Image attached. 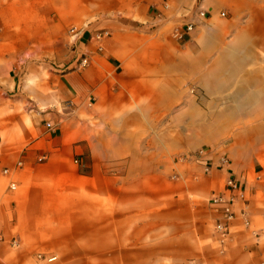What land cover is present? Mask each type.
Listing matches in <instances>:
<instances>
[{
  "label": "crops",
  "instance_id": "0c3cea01",
  "mask_svg": "<svg viewBox=\"0 0 264 264\" xmlns=\"http://www.w3.org/2000/svg\"><path fill=\"white\" fill-rule=\"evenodd\" d=\"M57 2L90 19L68 60L54 39L41 50ZM202 3L207 23L177 40L165 13L137 26L128 0H0V233L19 242L0 243V264H264V0ZM186 82L204 122L183 107ZM217 99L238 135L200 146ZM228 179L251 228L222 237L209 200Z\"/></svg>",
  "mask_w": 264,
  "mask_h": 264
},
{
  "label": "rangeland",
  "instance_id": "374dc122",
  "mask_svg": "<svg viewBox=\"0 0 264 264\" xmlns=\"http://www.w3.org/2000/svg\"><path fill=\"white\" fill-rule=\"evenodd\" d=\"M67 1V0H66ZM123 1V0H121ZM125 1V0H124ZM129 6L132 11L133 18L137 21V26H144L143 17L149 12L153 18L156 19V26H159V19L162 14H167L169 17L168 24L165 25L167 29L171 30L174 26H177L179 23H184L187 20H193L195 25L199 26L204 23H207L206 18H199L196 16V11L199 7L205 10L203 6V0H185L184 4L177 6V4L173 0H128ZM106 3V2H105ZM79 2H72L71 4L59 3L55 4V7L49 9L48 12V23L52 27L53 34H48L47 28L44 30V34L40 35L41 42L45 44H41L43 49H47L48 45L46 43L53 41L54 39V47L56 49V54H60L64 52L65 48H67V60L70 58L72 47L74 43V37L72 33L77 32L80 28H83L88 22L89 16L88 14H79L76 8L79 6ZM83 5H86L83 3ZM165 5H169L168 8H165ZM117 9V11H108L107 15H111L114 17L122 16L123 11ZM206 11V10H205ZM223 11V10H222ZM230 12L225 11V17L228 16ZM131 16V15H130ZM140 23H139V22ZM67 36V40H66ZM185 37V36H184ZM184 39V38H183ZM36 47V46H34ZM197 87L192 82H186L183 85V100L182 104L184 108H188L189 113H195V120H200V122H204L207 119L206 113H208V105L206 103H202V101L198 100L197 96ZM222 96V95H221ZM199 106V109H198ZM223 107L224 101L223 99H217L215 105V121L218 124L215 129V136L210 138H201L199 139V145L204 147H214L220 145H226L235 140L238 132L227 131L224 129L223 125ZM199 114V115H198ZM192 118V117H191ZM213 129V128H212ZM211 130V129H210ZM210 225V223H209ZM187 264H190L187 262Z\"/></svg>",
  "mask_w": 264,
  "mask_h": 264
},
{
  "label": "built area",
  "instance_id": "2783aa9c",
  "mask_svg": "<svg viewBox=\"0 0 264 264\" xmlns=\"http://www.w3.org/2000/svg\"><path fill=\"white\" fill-rule=\"evenodd\" d=\"M169 5H165V8H168ZM225 13H221V16H224ZM196 16L199 18H206L207 12L201 7H199L196 11ZM195 27V22L193 20H187L184 23H179L176 26V31H174L173 36L177 40H183L184 36L190 33ZM108 32H103L98 35H96V39H100L103 36H107ZM87 65V59H81L78 67H85ZM45 127L47 130L53 131V125L51 123H46ZM202 154V151L198 153V155ZM45 159V156L39 157V161H43ZM75 162H78L75 160ZM23 163L21 160H19L16 163V167H22ZM4 175H9L10 170L5 168L3 169ZM226 186L230 190V195H225L222 193H213L210 197L209 204L212 209V211L216 214V220L213 225L214 232L216 234L221 235L222 237H225L227 234H229L232 223L236 220L240 221V224L244 230L250 231L251 228V216L244 206L239 212H236L234 210V205L237 201H243L244 200V193L240 189L239 183L235 179H228L226 181ZM9 188L11 190H14L16 188V184L14 182L9 183ZM251 233L256 236V233L254 230H251ZM7 241L5 237L0 233V243H3ZM9 245L11 247H17L19 242L17 238L12 237L8 241ZM221 243L223 240L221 239ZM38 257H41V255H38ZM54 257L47 259L48 261L53 260ZM190 264H196V263H190Z\"/></svg>",
  "mask_w": 264,
  "mask_h": 264
}]
</instances>
